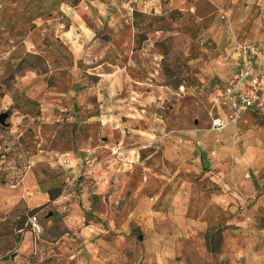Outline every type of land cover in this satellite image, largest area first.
I'll use <instances>...</instances> for the list:
<instances>
[{
    "label": "rangeland",
    "instance_id": "1",
    "mask_svg": "<svg viewBox=\"0 0 264 264\" xmlns=\"http://www.w3.org/2000/svg\"><path fill=\"white\" fill-rule=\"evenodd\" d=\"M224 4L0 0V264H264V171L226 211L221 190L209 196L216 209L201 212L198 243L147 227L142 210L143 161L182 144L167 122L207 113L222 83L213 56L225 52L208 35L231 32ZM127 30L128 55L112 38ZM143 82L161 97L144 99ZM153 230L163 242L145 243Z\"/></svg>",
    "mask_w": 264,
    "mask_h": 264
},
{
    "label": "crops",
    "instance_id": "2",
    "mask_svg": "<svg viewBox=\"0 0 264 264\" xmlns=\"http://www.w3.org/2000/svg\"><path fill=\"white\" fill-rule=\"evenodd\" d=\"M224 5L232 22V30L209 31L208 40L215 43V52H225V58L213 56V65L220 72L222 69L223 74H220V86L213 85V91L208 96L210 100L219 90L239 79L241 61L233 51L236 40L250 41L257 45L264 41V0H225ZM112 38L118 40L117 49L127 55L136 43L133 31L130 30L118 35L114 33ZM219 64H222V68L217 66ZM201 65L196 64L197 67ZM205 71L213 79L219 73L212 71L211 63L207 64ZM121 72L122 68L117 66L115 79ZM159 89L152 83L143 82L139 94L150 103L161 97ZM210 100L206 105L207 113H202L198 119L193 116L191 119L189 114L179 110V123L167 122V125L175 126L174 137L182 143L179 146L176 144L175 155L170 153L143 161L148 165L144 178L148 185L143 186L142 202L146 226L151 229H178L176 240L193 244L200 240L198 230L201 212L216 209V203L211 202L209 196H222L221 190L225 195L217 209L226 211L230 209L232 195L247 198L255 192L254 181L264 171V111L247 113L238 125H228L218 136L212 130ZM228 114V109L222 105L215 108L217 117L227 120ZM155 163L160 165L159 168L152 166ZM133 167L136 166L133 165L129 171ZM205 170L208 173L201 179ZM247 177L253 183H249ZM152 185H158L159 188L153 189ZM205 185L208 190H213V194L210 191L201 192ZM262 193L264 195V191ZM163 240L162 233L153 230L145 243H161Z\"/></svg>",
    "mask_w": 264,
    "mask_h": 264
},
{
    "label": "built area",
    "instance_id": "3",
    "mask_svg": "<svg viewBox=\"0 0 264 264\" xmlns=\"http://www.w3.org/2000/svg\"><path fill=\"white\" fill-rule=\"evenodd\" d=\"M233 51L241 61L239 79L219 90L210 100L212 130L218 136L228 125H238L247 113L264 111V41L260 45L250 41H237ZM218 105L228 109L227 120L215 115ZM30 222L33 231L42 235L38 218L32 217Z\"/></svg>",
    "mask_w": 264,
    "mask_h": 264
},
{
    "label": "water",
    "instance_id": "4",
    "mask_svg": "<svg viewBox=\"0 0 264 264\" xmlns=\"http://www.w3.org/2000/svg\"><path fill=\"white\" fill-rule=\"evenodd\" d=\"M6 119H7V115H1L0 117V124L1 125H5V122H6Z\"/></svg>",
    "mask_w": 264,
    "mask_h": 264
},
{
    "label": "trees",
    "instance_id": "5",
    "mask_svg": "<svg viewBox=\"0 0 264 264\" xmlns=\"http://www.w3.org/2000/svg\"><path fill=\"white\" fill-rule=\"evenodd\" d=\"M58 196H59V195H58ZM58 196H52V195H51V201H53V202L56 201L57 198H58Z\"/></svg>",
    "mask_w": 264,
    "mask_h": 264
},
{
    "label": "bare ground",
    "instance_id": "6",
    "mask_svg": "<svg viewBox=\"0 0 264 264\" xmlns=\"http://www.w3.org/2000/svg\"><path fill=\"white\" fill-rule=\"evenodd\" d=\"M39 240H40V238H39Z\"/></svg>",
    "mask_w": 264,
    "mask_h": 264
}]
</instances>
